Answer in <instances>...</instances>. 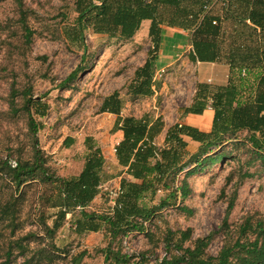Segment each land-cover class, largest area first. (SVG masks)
Instances as JSON below:
<instances>
[{
    "label": "trees",
    "instance_id": "1",
    "mask_svg": "<svg viewBox=\"0 0 264 264\" xmlns=\"http://www.w3.org/2000/svg\"><path fill=\"white\" fill-rule=\"evenodd\" d=\"M12 2L18 7L25 40L31 43L34 31L27 22L30 11L24 0ZM218 4L221 5L217 10ZM74 5L77 17L65 25L64 30L84 53L88 49L85 43L87 29L130 40L143 21H151L148 34L154 49L149 50L144 64L135 70L134 78L128 84L127 93L134 97L152 96L161 87L156 72L162 25L188 32L191 46L188 57L192 62H218L229 67L227 84L199 82L195 104L186 109L188 114H202L205 108H212L214 117L210 131L175 123L167 128L161 145L157 143V137L165 129L162 117L123 115L125 102L120 92L116 90L105 97L100 112L116 114L112 131L123 132V138L115 147L122 170L120 190L112 199L114 203L108 213L101 214L87 209L98 196L105 195L108 201L111 200L110 192L100 187L108 179L101 148L87 137L88 152L79 174L59 175L50 166L39 143L40 124L35 113L45 115L48 105L34 97L31 88L21 91L12 88L9 107L16 114L26 116L31 155L27 159H17L16 166L10 157L0 156V181L9 191L0 218L9 220L14 233L23 225L18 219L24 204L31 201V207L36 206L35 211L39 209L36 224L45 235L34 231L24 239L29 236L33 241L49 239V245H39L36 255L26 264L53 261L54 250H60L55 242L56 234L69 216L78 234L107 228L110 241L103 251L106 262L133 264L134 256L123 252L118 242L134 232L150 233L157 211L176 204L179 196L184 200L190 194V177L234 157L232 149L241 146L251 154L249 164L258 162L264 170V0H74ZM164 9L168 10V18L161 12ZM86 66L73 71L62 87L70 86ZM18 94H21V105L16 101ZM242 132H246L244 137H240ZM185 137L200 143L197 152L188 151ZM74 142L75 139L70 137L65 144L71 146ZM183 170L187 171L179 179L178 174ZM30 190L32 194L28 198ZM163 190L169 191L168 194L155 203L156 196ZM233 205L234 198L228 213ZM51 209L56 210L55 215L49 212ZM249 228L244 227L242 231ZM191 233L192 229L188 228L181 231L178 239H175L177 233L174 231L168 235V244L170 240L175 241L178 255L170 261L165 260V264H264V231L251 244L238 241V251L235 246L225 245L217 257L206 255L211 237L198 238L194 246L185 247ZM17 246L23 253L27 250L20 239H17ZM13 250L11 247L7 252V264H12ZM83 255L75 258V264Z\"/></svg>",
    "mask_w": 264,
    "mask_h": 264
},
{
    "label": "rangeland",
    "instance_id": "2",
    "mask_svg": "<svg viewBox=\"0 0 264 264\" xmlns=\"http://www.w3.org/2000/svg\"><path fill=\"white\" fill-rule=\"evenodd\" d=\"M29 9L27 22L34 31L32 42L27 43L24 30L19 22V10L12 0H0V156L11 160L30 157V140L26 126V116L11 111L9 107L12 88L24 90L31 88L37 99L48 105L45 115L35 113L40 124L38 132L40 147L48 156L50 166L61 176H72L81 171L87 150V137H91L101 148L106 159L107 180L103 191L107 196H98L87 208L88 211L108 213L113 205L114 195L121 178V169L116 162L113 144L117 136L112 133L115 116L100 112L105 97L118 90L124 99L123 115L141 117L151 114L162 117L165 129L158 136L163 144L166 130L175 123H188L186 112L195 104L199 82L212 85L227 84L229 72L224 63L192 62L189 35L185 30L165 28V35H182L180 47L166 48L165 43L158 50L159 61L156 78L161 81L160 89L147 97H134L127 93L128 84L134 78L135 70L144 64L148 52L154 49L149 37V22H143L140 30L130 40L94 33L87 29L83 48L71 41L65 32V25L77 17L74 0H24ZM221 4L217 5V10ZM168 10H162L168 18ZM82 69L68 87H62L69 75ZM228 74V79H227ZM16 101L22 104L21 94ZM19 106V105H18ZM191 122V120H189ZM242 132L240 137H244ZM73 137L75 142L66 146V139ZM200 143L188 142V151L195 153ZM234 157L222 161L212 169L198 172L189 178L190 194L176 204L163 207L156 212L150 226V233H131L122 242L123 252L133 257V264H165L178 255L173 240L168 244L167 237L176 232L192 229L191 237L185 247L194 246L198 238L211 237L206 255L217 257L225 245L240 249V244H251L259 233L264 231V170L258 162L249 164L251 154L245 147L232 149ZM187 170L178 174L182 179ZM177 183V181H176ZM169 191L163 190L156 196V202L163 199ZM32 194L29 191L28 198ZM7 186L0 181V217L2 205L8 200ZM234 205L228 213L231 200ZM27 201L18 221L23 224L14 233L9 220L0 218V264H7V252L14 247L12 264H26L33 258L39 245H49V239H37L28 233L44 232L36 224L39 209L31 207ZM52 215L55 209L49 210ZM53 218L49 220L51 224ZM250 228L243 232V228ZM246 233V235H244ZM17 239L26 247L17 246ZM16 241V242H15ZM110 235L107 228L78 234L72 226L71 216L56 234L55 242L60 250H54L52 262L40 264H75V258L84 255L76 264H109L104 258ZM261 241V238H260ZM141 255V256H140Z\"/></svg>",
    "mask_w": 264,
    "mask_h": 264
},
{
    "label": "crops",
    "instance_id": "3",
    "mask_svg": "<svg viewBox=\"0 0 264 264\" xmlns=\"http://www.w3.org/2000/svg\"><path fill=\"white\" fill-rule=\"evenodd\" d=\"M150 20H145L143 22H149ZM151 22V21H150ZM143 24V23H142ZM165 28H170V29H178L180 31H182L183 29H180V28H174V27H169L167 25H162V35H161V45H160V49L162 47V45L165 43V47L166 48H174L175 47V50L182 46L181 45V41H182V35H179L177 33L175 34H172L170 36H164L165 35ZM177 47V48H176ZM160 57V56H159ZM159 57H158V60H157V65H158V61H159ZM199 63H218V62H199ZM228 66V65H227ZM225 68L226 72L228 73L229 72V67H223ZM227 79H228V74H227ZM220 85H225V84H220ZM210 114L211 117H212V121L210 122L207 117H206V114ZM111 115H114L115 116V119H114V123H113V126L115 124V121L117 119V115L116 114H112L110 113ZM189 116H192V117H187L188 119V123L186 122L185 120V123L186 124H189V125H192V126H195L197 128H199L200 130L202 131H210L211 127H212V122H213V117H214V111L212 108L210 107H207L205 108V110L203 111L202 114H189ZM189 120H191V122H189ZM113 128V127H112ZM112 131V130H111ZM164 131V130H163ZM116 136H117V140H116V143L113 144V151H114V155H115V147L116 145L121 141V139L123 138V132L121 130H117L116 132H113ZM163 134V132L159 135L161 136ZM158 138V137H157ZM186 140L189 142V140H191V138L189 137H185ZM158 140V139H157ZM164 140V139H163ZM193 140V139H192ZM194 141V140H193ZM158 142V141H157ZM197 142V141H195ZM159 144V143H158ZM103 152V151H102ZM104 154V153H103ZM116 157V155H115ZM106 160V159H105ZM117 160V158H116ZM117 162V161H116ZM118 163V162H117ZM119 165V164H118ZM120 166V165H119ZM120 168H122L120 166ZM122 170V169H121Z\"/></svg>",
    "mask_w": 264,
    "mask_h": 264
},
{
    "label": "built area",
    "instance_id": "4",
    "mask_svg": "<svg viewBox=\"0 0 264 264\" xmlns=\"http://www.w3.org/2000/svg\"><path fill=\"white\" fill-rule=\"evenodd\" d=\"M11 163H12L14 166H16V162H15V160H12ZM100 187H101L102 189H103V188H106V187L103 186V184H101ZM119 190H120V187H119V185H118L116 191H115V192H112V194L114 195V197L117 196Z\"/></svg>",
    "mask_w": 264,
    "mask_h": 264
},
{
    "label": "bare ground",
    "instance_id": "5",
    "mask_svg": "<svg viewBox=\"0 0 264 264\" xmlns=\"http://www.w3.org/2000/svg\"><path fill=\"white\" fill-rule=\"evenodd\" d=\"M206 117H207V119L211 122L212 121V117H211V115L208 113V114H206Z\"/></svg>",
    "mask_w": 264,
    "mask_h": 264
}]
</instances>
